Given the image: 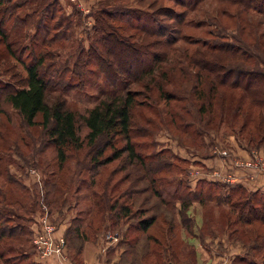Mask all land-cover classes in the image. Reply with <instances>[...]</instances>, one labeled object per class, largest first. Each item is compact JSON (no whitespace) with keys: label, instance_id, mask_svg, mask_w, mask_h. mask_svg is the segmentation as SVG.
Segmentation results:
<instances>
[{"label":"rangeland","instance_id":"374dc122","mask_svg":"<svg viewBox=\"0 0 264 264\" xmlns=\"http://www.w3.org/2000/svg\"><path fill=\"white\" fill-rule=\"evenodd\" d=\"M16 1L18 0H11L10 3L13 4ZM55 1L59 9L56 10L54 6V18H49V16V19L47 18L43 22L42 19H39L38 27L37 16H32L26 26L14 22L16 16H22L26 12L34 10L35 3L32 6L8 11L7 15L11 14V18L9 17L3 25L4 35L2 33L0 35V214L5 217L9 216L13 220V224H22L24 228L31 225L34 221V216L31 218L32 213L30 212L34 206L32 196L35 197L33 195L35 192L33 194L31 192L34 189L33 184L42 185L49 178L48 173L53 170L50 180L59 181L60 186L59 188L53 187V190H56L54 196L57 198H54L55 202L52 203V207L58 209L60 206L77 204V215L82 218L79 221L80 225L82 226L85 221L84 228L79 231L82 238L91 239L94 237L92 246L95 248L97 236L102 232L103 227L108 226V223L112 224L111 219L113 220V218L110 216L123 209L120 206L127 205L130 207L131 215L127 216L126 220L114 216L115 229H109L122 234V231L125 232L127 228L126 224L132 223V233L124 235V239L130 240L138 238L140 234L134 228L140 217V207L143 206L139 193L141 187L148 183V179L149 190L153 192L151 180L161 176L162 182L174 183L163 184L162 187H159L158 193L162 195L165 193L166 197L181 196L182 204L178 203L177 207L182 208V205L186 204L189 192L196 191L195 202L190 201L187 208L190 210L189 219H185L186 226L191 232L193 230L200 231L202 237L206 235L214 237L221 232H226L229 240L235 238L247 241V243L253 241V234L264 233V226L261 224H255L251 228L237 225L234 222L228 223L227 216L230 221H233L235 215L225 202L218 198L223 193V189L219 186L204 184L202 183L206 181L204 179H198L193 189L187 185L190 171L203 167L198 158L205 157L211 149L216 147V144L218 145L216 139L234 135L247 148H258L248 141L249 136L246 133H249V130L245 134L238 132L241 120H236L233 125L226 121L218 127L215 123L217 119L210 126L205 124L207 115H203L202 119L204 120L200 121L197 112L198 104L190 91L192 80L190 81V78L187 77V80L182 82L175 71L172 79L169 76L171 83L161 80L155 72L154 82L147 78L138 83L133 82L125 85L129 81L116 82L112 79L114 81L112 83L105 74H100L101 72L91 63L83 65L84 55H86L84 53L88 51L90 45H95L92 43L95 36L94 15L98 10L103 9L108 12L112 16L113 26H121L118 29L121 34L125 37L130 35L132 40L141 36V31L129 25L136 22V14L139 16L145 12L149 14L153 10L160 12L164 7L173 8L174 11L184 9L171 0ZM220 1L200 0L197 2L195 7L184 16V26L177 21L155 15L157 22L152 26V30L164 36L171 43L175 42L173 45L176 48L187 47L189 49H194L197 42L206 41L210 38L211 33H223L224 40L238 46L242 45L250 53H255L256 57L253 58V62L256 61V58L258 61H262V59L264 61V35L262 34L264 25L260 26L259 24V19L261 20L262 16L250 9L247 22L242 27L244 32L234 26L225 29L221 26L220 20L226 19L225 15H234L236 11L234 6ZM149 3H152V8L148 7ZM7 5L8 3H5V6ZM234 21L231 20L227 24H236ZM32 36V41H30ZM43 36L47 38V45L39 44ZM53 37L55 38L52 39ZM35 40L38 42H34ZM8 43L9 47H7ZM23 46H27L26 50ZM40 52H47V57L39 70L41 73L45 71L46 80L49 82L45 93V101L49 106L61 104L63 108L81 114L103 99L122 94L126 88L138 92L137 100L140 106H137L132 112L130 143L134 153L139 154L143 159L145 166L137 161L138 159L131 160L126 152H122L118 159L105 163L106 161L104 162L103 159L106 156H113L116 150L123 148L125 141L121 137H114L107 141L106 136H100L95 143L88 145L84 138L87 129L83 124H80L79 128L82 146L76 150L73 146L65 145L64 153L61 154L65 161L58 166L56 149L53 144H50L49 136L45 134L39 123L28 126L18 111L3 98L12 88L21 85L26 76L25 67L32 60L36 61ZM82 54L83 57H81ZM123 66L122 69H117V73L124 74L128 71L129 68L125 67L127 65ZM63 68H66L64 70L68 73L64 74L62 71L60 79H57L55 71L63 70ZM162 68L166 69L164 65ZM136 69L137 67H132V71ZM188 71L191 73L192 69ZM156 80H161L165 92L174 97L171 98L173 100L169 101L168 106L164 105V101L158 97L154 87ZM172 119L175 123L171 122ZM35 120L39 122L41 115L38 114ZM221 143V147H226L222 141ZM99 151L102 152L99 154ZM194 156L197 157L193 161ZM191 164H194L195 167L192 168ZM29 167L37 169L40 177L29 176L26 173ZM120 167L123 170L111 176L113 182L118 181L119 186L117 185L114 192H108L109 189L104 186L106 180L112 169ZM144 175L147 179L144 178ZM10 176L21 179L24 188L21 184L12 183ZM91 180H95L92 185ZM127 187L128 189L133 188L136 192L133 193L132 202L127 196L121 197L122 191ZM75 188L78 197L71 196L70 198L69 193ZM66 193H68L67 197L64 195ZM208 194L214 198L212 197V200H207L204 204L197 202L200 197H206ZM39 195L41 196V192ZM112 202L115 203L111 206L112 210L109 211ZM166 213L165 216H168L169 213ZM236 226L239 227L238 232L234 231ZM24 239L25 236L18 238L19 242L21 241L20 244L24 242ZM3 242L7 244L10 239ZM71 242L75 244L76 240L72 239ZM76 248L77 245L72 251L75 252ZM137 250L139 252L136 258L140 260L144 249L142 247V250ZM122 254L124 255L123 252ZM260 255L253 257L256 261L261 262ZM6 256H9L11 261L22 260L19 264H30L31 262L29 259H23L24 256H28L27 249L20 247L10 254L7 253ZM112 257L111 254L110 260ZM253 257L251 254L248 256V258ZM128 258L127 256L125 259ZM125 259L122 256L121 259L111 262L112 264H124ZM149 259H157V254ZM76 263L80 264L79 258ZM235 264L239 263L235 261Z\"/></svg>","mask_w":264,"mask_h":264},{"label":"trees","instance_id":"16d2710c","mask_svg":"<svg viewBox=\"0 0 264 264\" xmlns=\"http://www.w3.org/2000/svg\"><path fill=\"white\" fill-rule=\"evenodd\" d=\"M10 1L11 0H0V35L1 33L4 35L3 25L9 17L11 18V14L7 15L8 11H15L23 7L32 6V4L35 3L36 8L34 10L26 12L22 16H16L14 22L15 24L26 26L27 23L31 21L32 16H37L38 27L40 24L39 19H42L43 22L49 16V18H54V6L56 10L57 8L59 9L55 0H18L13 4H11ZM171 1L177 6H181L184 10L174 11L173 8L161 7L163 10L160 12H158L159 10H153L152 13L149 14L148 12L141 13L140 16L136 14V17L139 18L135 17L136 22L130 23L129 25L141 31V36L135 39L133 38L132 40L130 35L125 37L121 34L120 30H118L121 26H113L111 22L112 16H110L108 12L103 9L98 10L94 15L95 36L92 43L95 45H90L88 51L84 53L86 55H84L85 60L83 65L91 63L101 72L100 74H105L112 83L114 81H129L125 85L133 82L138 83L147 78H149V81L154 82L156 79L155 72H157L161 80L170 83L171 80L169 76L172 79L175 75L174 71L177 72L182 82H185L187 77H189L190 81L192 80L190 91L197 101V112L200 121L204 120L202 119L203 115H207L205 124L210 126V124H213L217 119L215 123L218 127V125L224 124L226 121L231 122L233 125L236 120H241L238 132L245 134V132L249 130V133L246 134L249 136L248 141L250 144L254 145V147H262L264 149L263 59L262 61H258L256 58V61L253 62V58L255 59L256 57V55H254L255 53H250L242 45L238 46L237 44L224 40L223 33H211L210 38L206 41L197 42L194 49H189L187 47L176 48V46L173 45L175 42L171 43L164 36L152 30V26L157 22L155 15L165 17L175 22L177 21V23H182V26H184V16L187 12L192 10L200 0ZM220 2L229 3L228 5L234 6L236 11L234 15H225L226 19L223 21L220 20L221 26L225 29L234 26L243 31L244 29H242V27L247 22L248 11L250 9L262 16V19H259V24L260 26L261 24L264 25V0H221ZM5 3H8V5L5 6ZM148 5L149 8L153 6L152 3ZM231 20H235L236 22L234 21V23L236 24L230 23L228 25L227 22H231ZM262 34L264 35V30H262ZM32 38L33 36L30 41H32ZM54 38L55 37L52 39ZM46 39L47 38L43 36L39 44L47 45ZM34 42L37 43L38 41L35 40ZM9 43L12 44L11 42ZM9 43L7 47H9ZM23 47L26 50L27 46ZM46 57L47 52H40V54L37 55L36 61L32 60L29 62L25 67L26 76L23 78L21 85L12 88L3 98L12 108L18 111L23 121L28 126L39 123L45 131V134L49 136V141H51L50 144H53L56 149L58 166L65 161L64 157H62L65 145L73 146L76 150L80 149L82 146L79 133L80 124H83L87 129L84 138L87 140L88 145L95 143L100 136H106L107 141H110V139L114 137H121V139L125 141L123 148L116 150L113 156H106L105 159H103L104 162L106 161L105 163L118 159V156L121 155L122 152H126L131 160L138 159L137 161L145 166V164H143V159L139 154L134 153L132 144L130 143L132 112L137 106H140L137 100L138 92L126 88L122 94L103 99L81 114L70 109H65L61 104L49 106L45 101V93L49 86V82L46 80L45 71L41 73L39 70V67L43 64ZM81 57H83V54ZM77 65H79V62H77ZM123 65H127L125 67H127V69L129 68L128 71L124 74L117 73V69H122L124 67ZM163 65L166 69L162 68ZM132 67H137V69L132 71ZM64 69L66 68L55 71V73H57V79H60L62 71L64 74L67 72ZM189 69H192L191 73L188 71ZM112 79H114V81ZM161 80H156L154 87L157 90L158 97L164 101V105L168 106L169 101L173 100L171 98L174 97L172 94L165 92L166 90L163 89L164 86ZM38 114L41 115V120L39 122L35 120ZM171 122L175 123L173 119ZM101 152L102 151H99L98 153L100 154ZM155 158H157V156H155ZM122 170L123 168L121 167L111 170V174L104 185L109 189V191L107 190L108 192H114V189L118 185V181L113 182L111 176ZM147 170L149 169L147 168ZM52 173L53 170L48 173L49 178L44 181V185L33 184V193L35 192L33 195H35V197L32 196L34 206L32 211H30L32 213L31 218L36 214H33L35 211H40L42 205L47 207L49 213L51 211L60 210L63 207L60 206L58 209L52 207V203L55 202L54 198H57V196H54L56 190H53V187L59 188L60 186L59 181L50 180ZM144 178H146L145 175ZM10 179L12 183L21 184L24 188L21 179L12 176H10ZM161 179V176L152 178L153 192L149 190L148 179V183L141 187L139 192L140 202L143 206L140 207V217L134 228L135 231H139L140 233L138 238H131L130 240L124 239V235L132 233V223L127 224L125 232L122 231V234L120 233L121 239L116 247L122 246V252L124 255L126 254L124 256L121 253L120 259L122 256L124 259L127 256L129 257L125 259L126 262H124V264H180V253L177 251L176 245H174V250H171L167 246L166 235L173 233L176 227L175 208L180 218V224L178 225L185 228L188 233H193L189 230V227L186 226L185 219H189L187 208L189 207L190 201L193 203L195 202L196 198L194 196L196 195V191L189 192L186 204L182 205V208L179 206L177 207V202L174 200L177 199L178 203L182 204L181 196H177V198L170 201L161 197V194L158 193L159 187H162L163 184L168 185L174 182H162ZM90 183L91 185L94 184L95 180H91ZM202 183L211 186H219V188L223 189L221 197L219 196L218 198L225 202L235 215L233 221H230L227 216L229 224L234 222L237 225L251 228L255 224L264 226V191L258 188L249 190L241 185L231 187L212 181H203ZM42 188L44 189L42 190ZM40 192L41 196L39 195ZM133 193H136L135 190L133 188L128 189L127 187L122 191L121 197L127 196L132 202ZM69 194L70 198L71 196L78 197V195H76V188ZM212 197L211 194H208L206 197H200L197 202L204 204L207 200H212ZM114 203L115 202H112L109 206V211L112 210L111 206H113ZM120 207H123V209L118 210L116 214L113 213L110 216L113 218V220L111 219L112 224L108 223V226H104L101 231L109 228L112 230L115 229L114 226H116V222L114 221V216L118 219L124 218V220H126V217L131 215L129 206L122 205ZM166 212H168L170 216L169 214L165 216L167 214ZM77 216L72 226H70L68 234L64 236L66 248L70 258L75 264H77V256L82 240L79 232V221H81L82 218L79 215ZM157 220L167 228L168 234H164L161 230L153 234L146 233L147 229ZM12 222L13 220H11L9 216L5 217L0 214V242L3 238L7 239L17 235H21L20 238L25 236V242H30V245L26 246L28 256H24L23 259H29L31 261L30 264H40L30 259L33 254L35 255L34 247L31 243L32 228L29 229V226L24 228L22 224L13 226ZM34 222L35 220L33 224ZM238 230L239 227L236 226L234 231L238 232ZM242 232H244L243 229ZM252 237L253 241L248 243L247 241H240L239 239L231 237L232 240L242 244L246 253L235 256L232 264H235V261L239 264H264V233L253 234ZM72 239L76 240L75 244L71 242ZM75 245H77V248L75 252H73L72 250H74ZM139 246H142L144 250L140 260H137L136 257H138L137 253L139 252L137 249H140ZM111 253H113V250ZM154 254H157V259H149L151 256L154 257ZM250 254L252 257H257L261 254V262L256 261L254 257L248 258ZM3 255H5V257ZM10 261V257L6 256V253L0 255V264H19L22 262V260Z\"/></svg>","mask_w":264,"mask_h":264},{"label":"crops","instance_id":"0c3cea01","mask_svg":"<svg viewBox=\"0 0 264 264\" xmlns=\"http://www.w3.org/2000/svg\"><path fill=\"white\" fill-rule=\"evenodd\" d=\"M220 140L227 148L221 147L222 143ZM216 141H218V145L216 144V147H214V149L210 148L211 151L208 152L205 157L201 156V158H198V161H201V166L203 167L194 168L190 171V178L187 185L191 186V188L193 189L198 179H204L206 181L219 182L220 184H225L231 187L241 185L249 190L258 188L264 191V175H257L253 180H249L248 177H250L249 175L250 173H252V171L248 170L244 172L241 168H234L230 165L231 158H248L251 155V150L257 151L261 156L264 157V149L262 147L251 149L247 148L242 143H240L238 139L234 137V135H227L222 139H216ZM221 149L228 150L230 152V155L228 157H222L218 154V150ZM196 157L197 156H194L192 160L194 161ZM191 167L193 168L195 167V165L191 164ZM215 172H217L219 176H225L228 174L232 175V182L228 184L221 183L219 181V178L215 177ZM31 192L33 194V191ZM164 194H161V197L170 201L174 200L175 198V195H172V197H166V195ZM64 195L67 197L68 193ZM174 201L177 202L176 205H178L177 199H175ZM76 205V203L71 206L67 205L62 207L60 210L50 212V217L57 227V235L62 234L65 236L68 234V231L70 229V226H72L74 219L78 217V210ZM189 211L190 210H188L187 212L188 216H190ZM35 213L36 214L33 217L34 220L38 211ZM175 223L176 227L174 229V232L170 235H166V243L171 250H174V245H176V249L180 253V264H232L235 256L242 255L243 252L241 251L245 250V248L242 247L241 244L236 243L233 240H229L226 232H221L214 237H209L208 235L202 237L200 235L201 232H196L195 230H193V233H188L185 228H183L181 225H178L180 224L178 213H175ZM16 224H13V226H15ZM84 225L85 221L82 226L80 225L79 231L84 228ZM32 227L33 223L29 225V229H31ZM160 230L163 231L164 234H168L167 228L163 224H161L159 220H157L147 229L146 233L153 234L157 233ZM20 236L21 235H17L15 237L12 236L7 238L10 239V242L7 244H4L3 242L4 240H6V238H3V240L0 242V255H2L3 253L10 254V252H13V250H17L18 247L26 249L25 246H29L30 242L26 243L24 240V242L20 244L21 241L19 242L18 240ZM100 236L101 233L97 236V243L95 248L94 246H92V244L94 243L92 241L94 237L91 239L82 238L77 256L80 259V264H112V260L114 261L115 259H120L123 250L122 246L111 248L106 252V254L100 253V247L102 244ZM139 247L140 250H142V246ZM112 250L113 253H111ZM110 254H112L113 256L111 260L109 257ZM3 256L5 257V255ZM30 259L38 262L36 255L34 254L30 257ZM47 261V264H75L71 260L67 248L63 257L56 259L52 258Z\"/></svg>","mask_w":264,"mask_h":264},{"label":"built area","instance_id":"2783aa9c","mask_svg":"<svg viewBox=\"0 0 264 264\" xmlns=\"http://www.w3.org/2000/svg\"><path fill=\"white\" fill-rule=\"evenodd\" d=\"M218 154L222 157H228L230 152L226 149H221L218 150ZM230 165L234 168H241L244 172L248 170L252 171L253 174L250 173V177H248L249 180H253L257 175H264V157L255 150H251V155L248 158H231ZM26 173L31 177H40L37 169L33 167H29L26 170ZM214 175L219 178L221 183L228 184L233 180L232 175L229 174L219 176L217 172H215ZM56 231V224L51 219L47 207L42 205L40 211H38L36 215L31 235V243L34 247L36 258L40 264H47V260L61 258L65 254L67 247L65 237L62 234L57 235ZM100 237L102 241L100 247L101 254H106L109 249L115 248L121 239L120 234L112 232L110 229L103 230Z\"/></svg>","mask_w":264,"mask_h":264}]
</instances>
